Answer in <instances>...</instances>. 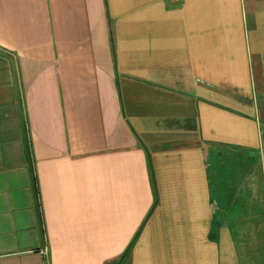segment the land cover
<instances>
[{
  "label": "crops",
  "instance_id": "0c3cea01",
  "mask_svg": "<svg viewBox=\"0 0 264 264\" xmlns=\"http://www.w3.org/2000/svg\"><path fill=\"white\" fill-rule=\"evenodd\" d=\"M239 153L264 166V0H0V264H262L250 189L215 214Z\"/></svg>",
  "mask_w": 264,
  "mask_h": 264
},
{
  "label": "rangeland",
  "instance_id": "374dc122",
  "mask_svg": "<svg viewBox=\"0 0 264 264\" xmlns=\"http://www.w3.org/2000/svg\"><path fill=\"white\" fill-rule=\"evenodd\" d=\"M211 166V179L215 183L216 217L225 213L224 221L231 224L233 216L230 211L232 212L233 203L230 199L237 189H250L254 199L249 206L247 204L249 209L246 206L238 210L246 214L250 211L257 216L248 221H236L242 229L237 234L238 244L244 259H258V262L264 264V235L259 233L260 227L264 226V216H259V213L264 214V166L261 157L246 153L226 155L224 161H214Z\"/></svg>",
  "mask_w": 264,
  "mask_h": 264
},
{
  "label": "trees",
  "instance_id": "16d2710c",
  "mask_svg": "<svg viewBox=\"0 0 264 264\" xmlns=\"http://www.w3.org/2000/svg\"><path fill=\"white\" fill-rule=\"evenodd\" d=\"M27 140V139H26ZM26 149L28 150L29 149V146H28V144H27V141H26Z\"/></svg>",
  "mask_w": 264,
  "mask_h": 264
}]
</instances>
